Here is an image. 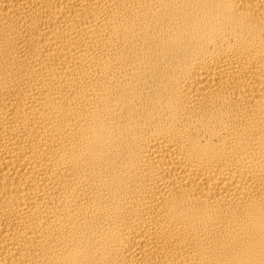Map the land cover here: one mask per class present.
<instances>
[{"label": "bare ground", "instance_id": "1", "mask_svg": "<svg viewBox=\"0 0 264 264\" xmlns=\"http://www.w3.org/2000/svg\"><path fill=\"white\" fill-rule=\"evenodd\" d=\"M0 264H264V0H0Z\"/></svg>", "mask_w": 264, "mask_h": 264}]
</instances>
